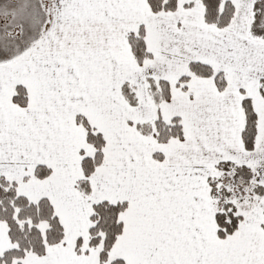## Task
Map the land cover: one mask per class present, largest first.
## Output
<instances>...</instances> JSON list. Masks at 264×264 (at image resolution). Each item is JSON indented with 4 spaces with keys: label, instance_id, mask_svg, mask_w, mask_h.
<instances>
[{
    "label": "snow or ice",
    "instance_id": "1",
    "mask_svg": "<svg viewBox=\"0 0 264 264\" xmlns=\"http://www.w3.org/2000/svg\"><path fill=\"white\" fill-rule=\"evenodd\" d=\"M0 264H264V0H0Z\"/></svg>",
    "mask_w": 264,
    "mask_h": 264
}]
</instances>
